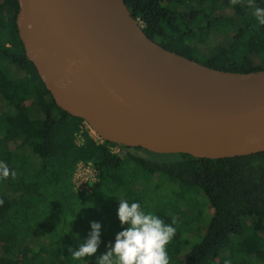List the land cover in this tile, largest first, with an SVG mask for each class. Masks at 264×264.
<instances>
[{"label":"trees","instance_id":"16d2710c","mask_svg":"<svg viewBox=\"0 0 264 264\" xmlns=\"http://www.w3.org/2000/svg\"><path fill=\"white\" fill-rule=\"evenodd\" d=\"M124 3L145 35L169 51L217 70H264V25L254 16L264 0L251 6L250 0ZM17 12V0H0V161L15 172L0 177V264H96L95 256L74 260L68 249L83 243L90 222L98 221L96 256L107 251L122 230L121 197L165 223L175 221L170 264H264V151L161 160L147 154H163L108 141L95 145L90 138L77 147L83 121L54 104L27 60ZM79 160H91L97 173L89 197L73 191ZM197 191L212 215L194 212Z\"/></svg>","mask_w":264,"mask_h":264},{"label":"water","instance_id":"95a60500","mask_svg":"<svg viewBox=\"0 0 264 264\" xmlns=\"http://www.w3.org/2000/svg\"><path fill=\"white\" fill-rule=\"evenodd\" d=\"M16 29L54 104L102 140L224 159L264 151V70L205 66L150 40L124 0H17ZM255 129L244 152L238 136Z\"/></svg>","mask_w":264,"mask_h":264},{"label":"clouds","instance_id":"9594fccd","mask_svg":"<svg viewBox=\"0 0 264 264\" xmlns=\"http://www.w3.org/2000/svg\"><path fill=\"white\" fill-rule=\"evenodd\" d=\"M238 2L231 0L233 5ZM254 16L259 25H264V7H256ZM10 174L15 176V172L10 173L8 165L0 161V177L7 178ZM116 214L122 230L116 233L107 251L96 256L101 244L102 225L91 221V231L83 243L75 249H68L74 260L95 256L96 264H170L167 245L175 236V221L165 223L158 215L147 212L140 202H130L123 197L119 199Z\"/></svg>","mask_w":264,"mask_h":264},{"label":"rangeland","instance_id":"374dc122","mask_svg":"<svg viewBox=\"0 0 264 264\" xmlns=\"http://www.w3.org/2000/svg\"><path fill=\"white\" fill-rule=\"evenodd\" d=\"M28 104L29 103H27L26 105L29 106V108H30L32 105H30V104L28 105ZM37 115H39V114H37ZM86 138L92 139V141L95 145L102 143V140L88 127V125H86L82 122L79 126V132H77L75 134L76 146L82 147L86 142ZM114 150L116 151V149H114ZM174 155L175 154H163V156H154V155L147 154V156L151 159H161V160H172V159H174ZM78 165L81 166L82 172H85L86 170H89L88 169L89 165L93 166L94 164L91 160H87V161L79 160V161H77V163L74 166V170H73V173L71 176V183H72V177H73ZM96 184H97V182L95 184H92L87 193L82 192V193H78V194L85 196V197L91 196L93 194L94 187L96 186ZM72 187H73V183H72ZM73 191L75 192L74 187H73ZM195 196L197 197L196 198L197 206L195 207L194 212L197 213L198 211H201L205 215H208V216L212 215V210L206 208V205H205L206 200H205L204 196L202 195V193L200 191L199 192L197 191ZM202 217H203V215H202Z\"/></svg>","mask_w":264,"mask_h":264},{"label":"built area","instance_id":"2783aa9c","mask_svg":"<svg viewBox=\"0 0 264 264\" xmlns=\"http://www.w3.org/2000/svg\"><path fill=\"white\" fill-rule=\"evenodd\" d=\"M138 24L141 26L140 22H138ZM84 124H86V123H84ZM88 169L89 170L82 172L81 166L78 165V167H77V169H76V171L72 177V183H73V187L75 189V192H77V193L86 192L87 193L89 191L90 186L97 182V180H98L97 179V173L94 169V166L89 165Z\"/></svg>","mask_w":264,"mask_h":264},{"label":"bare ground","instance_id":"6f19581e","mask_svg":"<svg viewBox=\"0 0 264 264\" xmlns=\"http://www.w3.org/2000/svg\"><path fill=\"white\" fill-rule=\"evenodd\" d=\"M260 142L255 129L241 133L237 138V144L242 151L247 152L255 148Z\"/></svg>","mask_w":264,"mask_h":264}]
</instances>
